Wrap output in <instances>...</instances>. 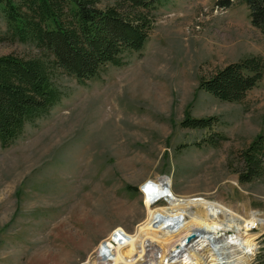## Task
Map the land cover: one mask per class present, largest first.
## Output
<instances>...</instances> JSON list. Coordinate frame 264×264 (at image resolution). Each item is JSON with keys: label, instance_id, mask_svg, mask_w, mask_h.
<instances>
[{"label": "rangeland", "instance_id": "rangeland-1", "mask_svg": "<svg viewBox=\"0 0 264 264\" xmlns=\"http://www.w3.org/2000/svg\"><path fill=\"white\" fill-rule=\"evenodd\" d=\"M154 15L143 47L123 66L107 65L85 83L61 76L60 100L0 146V264H98L96 248L113 229L134 234L147 220L141 183L164 176L178 199L254 215L246 264H264V176L243 183L236 171L239 151L264 133V67L241 102L199 89L201 76L249 55L264 66V34L244 2L159 0ZM33 52L0 41V55ZM185 115L215 118L189 128L180 125ZM210 136L215 145L204 141Z\"/></svg>", "mask_w": 264, "mask_h": 264}, {"label": "trees", "instance_id": "trees-1", "mask_svg": "<svg viewBox=\"0 0 264 264\" xmlns=\"http://www.w3.org/2000/svg\"><path fill=\"white\" fill-rule=\"evenodd\" d=\"M159 0H0V41L29 45L33 53L0 55V146H10L25 126L48 113L61 98L58 79L79 83L107 65L123 66L141 50L154 23ZM227 7L244 2L251 24L264 34V0H216ZM263 61L249 55L201 76L199 89L228 102H241L263 73ZM215 117L185 115L180 125L208 128ZM215 145L217 138L204 139ZM240 182L264 176V133L239 151Z\"/></svg>", "mask_w": 264, "mask_h": 264}, {"label": "bare ground", "instance_id": "bare-ground-1", "mask_svg": "<svg viewBox=\"0 0 264 264\" xmlns=\"http://www.w3.org/2000/svg\"><path fill=\"white\" fill-rule=\"evenodd\" d=\"M145 182L140 191L148 207L147 220L137 226L134 234L120 227L113 229L96 248L98 264L247 263L255 248L256 236L248 233L258 221L254 215L241 218L226 206L203 197L178 199L171 192L170 180L165 176L157 178L154 184ZM162 200L168 206L152 211L150 204L153 206ZM220 212L221 218L218 217ZM194 227L205 229L207 234L198 231L195 240L186 242V236L195 232ZM178 253L181 254L178 256ZM141 257L146 260L143 258L140 262Z\"/></svg>", "mask_w": 264, "mask_h": 264}, {"label": "water", "instance_id": "water-1", "mask_svg": "<svg viewBox=\"0 0 264 264\" xmlns=\"http://www.w3.org/2000/svg\"><path fill=\"white\" fill-rule=\"evenodd\" d=\"M196 236H197L196 233L192 232L186 236L185 240L186 242L191 241L192 239H195Z\"/></svg>", "mask_w": 264, "mask_h": 264}, {"label": "built area", "instance_id": "built-area-1", "mask_svg": "<svg viewBox=\"0 0 264 264\" xmlns=\"http://www.w3.org/2000/svg\"><path fill=\"white\" fill-rule=\"evenodd\" d=\"M155 182H153L152 184H154ZM153 188V187H152ZM152 205L150 204V207H151Z\"/></svg>", "mask_w": 264, "mask_h": 264}]
</instances>
